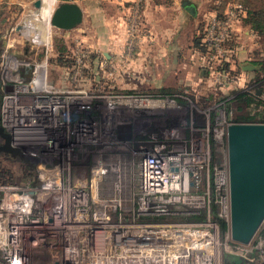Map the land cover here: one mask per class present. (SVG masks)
Returning <instances> with one entry per match:
<instances>
[{
	"label": "built area",
	"instance_id": "1",
	"mask_svg": "<svg viewBox=\"0 0 264 264\" xmlns=\"http://www.w3.org/2000/svg\"><path fill=\"white\" fill-rule=\"evenodd\" d=\"M138 1L131 9L128 46L142 24ZM246 11L241 1L232 0L203 18L200 40L206 64L224 82L232 78L217 65L229 61L233 25ZM24 24L18 28L22 36L29 38L31 32V40L41 44L37 31H28ZM79 51L77 67L85 66L89 50ZM81 70L76 73L82 75ZM0 72V123L11 143L33 160L34 171L26 182L0 185L1 261L223 264L228 253L264 264V220L247 243L230 236L226 126L233 120L222 113L219 126L211 128L208 121L198 125L192 119L182 131L164 129L131 143L130 124L111 117L119 98L137 95L108 99L81 87L82 78L73 87H57L48 80L46 60L32 62L7 50L0 57ZM160 96L143 98L165 99ZM103 98L113 107H108L112 110L106 111L105 121L92 103ZM261 106L246 113L253 116L249 121H262L254 116L256 111L264 116ZM215 142L225 147L219 161L212 157ZM123 152L139 156L135 190L124 169L131 161L122 163L119 156ZM200 214L199 219L190 218Z\"/></svg>",
	"mask_w": 264,
	"mask_h": 264
},
{
	"label": "rangeland",
	"instance_id": "2",
	"mask_svg": "<svg viewBox=\"0 0 264 264\" xmlns=\"http://www.w3.org/2000/svg\"><path fill=\"white\" fill-rule=\"evenodd\" d=\"M60 1L63 0H57L55 5ZM77 1L83 8L82 21L70 29H62L50 25L49 13L41 14L40 9L35 7L34 0H0V57L2 52L7 50L9 53H14L18 57L32 62L46 60L48 80L57 87L63 88L68 85L73 87L82 78L81 87L87 88L93 93L107 95L108 99L111 98V95L117 96L118 94L137 95L136 97L140 98H119L118 105L114 106L112 112L114 114L111 117V119H118L120 122L130 124L134 130L130 138L132 139L131 143H139L146 134L153 136L164 129L182 131L188 128L192 119L198 125L208 121L212 128L213 125L219 126L217 121L222 113L226 120L234 121L238 116L246 115L252 108L264 105V70L253 74L246 80H241L235 76L239 72H243L240 65L231 68L228 61L221 62L217 68L222 66L221 68L228 72L232 78L231 83H228L224 82L222 78L213 76L216 69L211 67L212 65L206 64V58L203 67L207 69V77L203 78L201 77L203 75H200L199 80L197 79L198 85L165 87V91L153 87L127 88L118 86L112 75L113 62L107 58L103 50L110 49L112 31L114 24L118 21L124 23L125 40L128 41L131 37L128 26L132 10L122 11L118 9L117 5H114L112 0ZM222 3L224 2L222 1ZM205 5L210 7L211 0H209V4L207 0ZM206 13L200 20L199 33H201ZM23 23H26L24 25L28 31H32L33 28L37 31L35 33L37 39L42 42L41 44L31 40V32L27 34L29 38L22 36L18 28ZM255 42L254 47H257L255 48V61L264 60V36H256ZM84 47L89 50V53L86 61L84 60L82 63L85 66H80L82 75H79L76 72L80 67H77L78 63L75 57L81 53L78 52V49ZM261 66L264 64H258L257 70ZM1 81L0 72V83ZM221 81L224 83H219ZM157 93L162 94L163 96L160 97H165V99L143 98ZM242 93H246L250 98L255 96V101H244ZM92 103L97 104L99 110L104 113L105 121L107 114L109 115L106 111L112 110L108 109L112 105L109 106L106 98H103V101L95 99ZM259 109L264 111L263 106ZM256 112L254 116L257 115L261 118L262 114L259 111ZM1 142L2 137L0 136ZM225 154V147L215 142L212 152L213 159L219 161ZM119 156L122 163L131 161L129 166L125 164L124 169H128L125 173L129 177L130 188L135 190L138 184L139 156L127 157L129 155L125 152ZM33 176V160L30 157L13 155L0 150V185L26 182Z\"/></svg>",
	"mask_w": 264,
	"mask_h": 264
},
{
	"label": "crops",
	"instance_id": "3",
	"mask_svg": "<svg viewBox=\"0 0 264 264\" xmlns=\"http://www.w3.org/2000/svg\"><path fill=\"white\" fill-rule=\"evenodd\" d=\"M112 1L118 9L128 11L136 0ZM138 2L143 23L133 35L131 46H128L130 40L124 38V23L118 21L114 24L110 49L103 50L113 62L112 75L117 85L160 90L198 85L200 75L207 77V69L203 67L205 55L199 42L200 20L207 11L222 9V0H211L210 7L205 5L207 0H189L193 13L182 4L183 0ZM233 28L228 62L231 68L240 65L243 72L235 76L246 80L259 72V69L244 68L248 67L247 62L257 64V47H254L257 33L240 19Z\"/></svg>",
	"mask_w": 264,
	"mask_h": 264
},
{
	"label": "water",
	"instance_id": "4",
	"mask_svg": "<svg viewBox=\"0 0 264 264\" xmlns=\"http://www.w3.org/2000/svg\"><path fill=\"white\" fill-rule=\"evenodd\" d=\"M40 3L41 0H34L35 6ZM182 4L194 12L189 0H183ZM82 18L83 8L77 0H63L54 6L50 23L70 29ZM246 65L248 67L244 68H258V64L247 62ZM0 136V150L23 155L21 149L11 143L10 133L1 123ZM226 137L230 236L233 240L247 243L264 220V121H231L226 126ZM225 264L250 263L242 257H234L226 260Z\"/></svg>",
	"mask_w": 264,
	"mask_h": 264
},
{
	"label": "trees",
	"instance_id": "5",
	"mask_svg": "<svg viewBox=\"0 0 264 264\" xmlns=\"http://www.w3.org/2000/svg\"><path fill=\"white\" fill-rule=\"evenodd\" d=\"M224 3H222V7L226 5L227 1L230 0H222ZM241 1L245 6H246V14L240 17V20H242L245 24H248L250 26V28L252 30H254L257 33V37L263 35L264 36V0H239ZM223 9V8H222ZM231 41H229V46L231 45ZM200 42V47L202 48L203 51H205L204 46L202 45L201 40H199ZM231 47V46H230ZM226 63V62H225ZM255 63L261 65L264 64V60H258L255 61ZM262 70H264V66H261L259 69V72H262ZM166 89H163L162 91H165ZM2 94H3V85L2 82L0 83V100L2 98ZM242 96H244V101L246 102H251L252 100L255 101V99L252 97L250 98L249 96H247L246 93H242ZM249 120H253V116L246 114V115H240L236 118L235 121H249ZM261 120L264 121V116H261ZM212 214L213 216H216L215 210L214 208L212 209ZM202 217V214L200 215H194L191 216L190 218L193 219H199ZM225 224L224 222H221V227L222 229L225 228ZM235 256L225 253L223 260L225 264V261L228 259H232ZM3 261L0 260V263H2ZM4 263V262H3ZM6 264V263H4ZM252 264V263H251Z\"/></svg>",
	"mask_w": 264,
	"mask_h": 264
},
{
	"label": "bare ground",
	"instance_id": "6",
	"mask_svg": "<svg viewBox=\"0 0 264 264\" xmlns=\"http://www.w3.org/2000/svg\"><path fill=\"white\" fill-rule=\"evenodd\" d=\"M52 7H53V0H42V4L40 6V11H41L40 13L41 14L49 13V16H50ZM49 23H50V21H49ZM50 25H51V23H50Z\"/></svg>",
	"mask_w": 264,
	"mask_h": 264
}]
</instances>
